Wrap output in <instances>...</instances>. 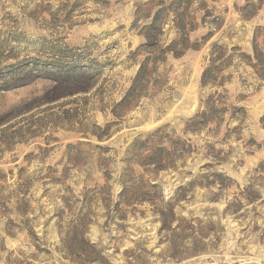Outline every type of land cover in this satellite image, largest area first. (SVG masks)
Masks as SVG:
<instances>
[{
    "label": "rangeland",
    "instance_id": "obj_1",
    "mask_svg": "<svg viewBox=\"0 0 264 264\" xmlns=\"http://www.w3.org/2000/svg\"><path fill=\"white\" fill-rule=\"evenodd\" d=\"M0 264H264V0H0Z\"/></svg>",
    "mask_w": 264,
    "mask_h": 264
},
{
    "label": "trees",
    "instance_id": "obj_2",
    "mask_svg": "<svg viewBox=\"0 0 264 264\" xmlns=\"http://www.w3.org/2000/svg\"><path fill=\"white\" fill-rule=\"evenodd\" d=\"M231 57L232 55L229 56V60L226 63H223L219 66L217 65L215 67L213 66V62L215 58H212L210 60V66L206 68L202 73L201 84L212 82L221 85L222 81H217L218 80L217 78L219 76L220 71H222L225 67H227L231 63L230 60Z\"/></svg>",
    "mask_w": 264,
    "mask_h": 264
}]
</instances>
